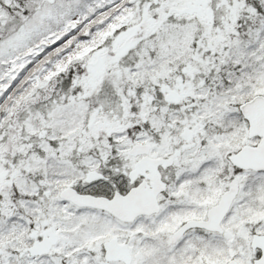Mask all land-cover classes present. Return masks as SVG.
<instances>
[{
  "label": "snow or ice",
  "instance_id": "snow-or-ice-1",
  "mask_svg": "<svg viewBox=\"0 0 264 264\" xmlns=\"http://www.w3.org/2000/svg\"><path fill=\"white\" fill-rule=\"evenodd\" d=\"M0 264H264V0H0Z\"/></svg>",
  "mask_w": 264,
  "mask_h": 264
}]
</instances>
